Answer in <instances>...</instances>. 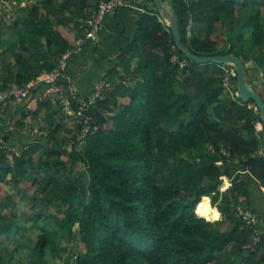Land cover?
I'll return each mask as SVG.
<instances>
[{
  "label": "trees",
  "instance_id": "trees-1",
  "mask_svg": "<svg viewBox=\"0 0 264 264\" xmlns=\"http://www.w3.org/2000/svg\"><path fill=\"white\" fill-rule=\"evenodd\" d=\"M101 1L36 0L22 27L4 15L0 48L5 27L18 29L20 52L0 63V90L57 68L76 48L60 28L84 37L81 25ZM170 1L192 53L241 57L251 62L250 83L264 89V0ZM141 6L135 34L104 75L113 88L93 107L99 131L85 147L60 107L37 99L39 89L7 106L5 121L0 113V264H264V238L253 244L237 210L255 207L264 187L255 102L227 92L229 66L187 59L152 0ZM191 19L201 35H188ZM29 115L42 121L41 134L27 131ZM22 135L32 138L16 154L8 146ZM224 176L232 185L222 193ZM205 197L221 220L198 214Z\"/></svg>",
  "mask_w": 264,
  "mask_h": 264
},
{
  "label": "built area",
  "instance_id": "built-area-1",
  "mask_svg": "<svg viewBox=\"0 0 264 264\" xmlns=\"http://www.w3.org/2000/svg\"><path fill=\"white\" fill-rule=\"evenodd\" d=\"M133 1V0H132ZM133 6L131 0H103L98 8L93 10L88 20H85L81 28L85 31V36L79 42V45L87 44L98 37L106 19L114 14L118 9ZM141 11L142 8H139ZM71 52L64 55L60 60L59 66L51 72H44L36 79L24 86H11L5 90H0V111L8 102L21 104L26 102L36 89L40 92L37 99L42 102L50 98L52 102H58L63 114L66 115L71 123L73 134H77L76 142L80 147H85L87 140L99 131V124L92 114L93 107L101 100H104L111 88V82L107 77H102L98 80L93 90L88 95L79 93L74 81L66 74L68 67V59ZM237 77L235 69L229 66L226 69L224 85L227 92L234 98H240L237 87L234 88V78ZM76 103L77 108L73 105ZM257 110V108H256ZM263 124L257 123V130L263 131ZM3 133L0 128V140ZM8 149L20 154L19 148L8 146ZM225 152V151H224ZM226 153V152H225ZM224 182H230L229 177H223ZM221 189V187H220ZM238 215L244 223L253 227L252 241L254 245L261 243L264 238V230L259 228L263 221L262 214L255 212L253 209L238 206Z\"/></svg>",
  "mask_w": 264,
  "mask_h": 264
},
{
  "label": "crops",
  "instance_id": "crops-1",
  "mask_svg": "<svg viewBox=\"0 0 264 264\" xmlns=\"http://www.w3.org/2000/svg\"><path fill=\"white\" fill-rule=\"evenodd\" d=\"M132 2L133 6L120 8L106 19L95 40L84 45L77 43L78 45L71 52L66 74L74 81L80 94L88 95L93 90L96 82L104 77L117 62L115 60L120 50L128 45L129 39L135 34L139 8L142 6L136 4V0ZM74 37V44H76L77 38L75 35ZM6 119L7 117L4 118V120ZM22 137L24 138L23 135ZM16 139L20 140V137ZM255 197L256 205L250 208L262 214L263 221L259 228L264 230V187L255 193Z\"/></svg>",
  "mask_w": 264,
  "mask_h": 264
},
{
  "label": "rangeland",
  "instance_id": "rangeland-1",
  "mask_svg": "<svg viewBox=\"0 0 264 264\" xmlns=\"http://www.w3.org/2000/svg\"><path fill=\"white\" fill-rule=\"evenodd\" d=\"M35 2H36V0H0V19L5 15L6 18H7V21H8V25H12L13 22H15V21H20V27H22L27 15H28V13H29L30 7ZM147 2H148V0H136L135 3L136 4L145 5V4H147ZM140 8H142V10H143L142 12H146V9L144 7H140ZM60 31L63 32L64 34H66L69 37V39H71L73 42H75L74 41V38H75L74 35L76 33L75 30L67 31V30H64V29L60 28ZM187 32H188L189 36H192V37L199 36V35H201V27L198 26V24L191 19L190 22H189V25H188V31ZM18 35H19L18 29L9 30L7 27H5V32L3 34L4 43H3V47L0 48V63H2L5 60L13 61L14 60V55L16 53L20 52V49L18 47ZM82 39H83V37L77 38V41H76L75 45L77 46L78 45L77 43H79ZM133 63H134V65H137L138 64V60H135ZM121 69H123V68H121ZM252 74H253L254 77L257 78L258 73L255 74L254 72H252ZM112 88L113 87L111 85L110 90H112ZM178 90L180 92V89H178ZM257 90H258V92L260 94H262L264 96V89L263 88L257 87ZM46 100H51V99L47 98ZM54 103L56 104V106H59L58 102H54ZM21 104H23V103H21ZM9 105H14V106L17 105V106H19L15 102H8L5 105H3V107H2V109L0 111V113H2L1 117L3 118V121H5L4 118H6V117L4 115H6L5 112L7 111V109H8L7 106H9ZM251 106H254V105H251ZM255 109H256V107H255ZM67 120H68V118H67ZM25 123H26V127H28L29 129H30L31 126L33 127L31 130H27L28 132H30L31 134H33L35 132H38L39 134H41V131H39V130H40L41 126H42V121L39 118H36L33 115H29L26 118V122ZM69 123L70 122H67V124L72 128L73 125H71V123L70 124ZM17 138H19V137H17ZM31 138L32 137H30V136L29 137H24V138L20 137V140L16 139L17 141H15V143L17 145L15 144L14 146L16 148H19L20 146H22L24 143H26ZM67 147H68V145H67ZM64 158H67V155H65ZM79 167H82V164H79ZM155 171H156V175L158 176V173L162 172L163 170L161 169L160 165H156L155 166ZM226 177H228V176H226ZM224 184H225V182L223 180V183H222L221 189H220L222 193H224L226 190H228L230 188V186L232 185V184H230L227 189H224ZM24 185H25L26 189L30 186V184L27 183V182ZM10 192L11 193H15L12 190H10ZM17 199L20 200V196H17ZM203 204L209 205L213 209V212H216V213H210V215H208V216H210V217H212L214 219H217V214H218L219 218H220L219 220L222 219V215L218 212L219 210H217V207H213L210 197H205L204 200L202 201L201 205L199 206V211H198L199 215H201L200 214V208H201V206ZM21 206L22 207H20L19 210H18L19 211L18 219H19V222L22 224V226L23 225L25 226L26 217L23 215L25 208H24L23 205H21ZM213 226H215L217 228L220 227L223 230L225 228V226L221 227V226H219L217 224H213ZM26 227H27L28 230H32V228H33L32 224H28ZM30 237H31V235L29 234L28 238H30ZM22 239L24 240V243H27L28 240L26 238H22ZM229 252L232 253L231 248H228V252L227 253H229ZM24 256H25L26 259H28V257H26V255H24ZM17 259H21V256H19ZM17 261H19V260H17ZM57 264H63V263L58 261Z\"/></svg>",
  "mask_w": 264,
  "mask_h": 264
},
{
  "label": "water",
  "instance_id": "water-1",
  "mask_svg": "<svg viewBox=\"0 0 264 264\" xmlns=\"http://www.w3.org/2000/svg\"><path fill=\"white\" fill-rule=\"evenodd\" d=\"M156 5V9L162 18L165 20L167 25L172 30L175 38L176 46L182 50L186 58L196 63H218L226 66H231L237 73V90L239 91L240 98L248 102L254 100L257 110L260 113L262 124L264 125V99L261 94L255 89L254 85L250 83L247 76L246 67L251 65V62H245L241 57L233 54H221V55H210V56H198L191 52L189 47L183 42L179 17L177 9L170 0H152ZM255 66V63H252ZM187 65H183V72L186 70ZM187 76H185V80ZM47 145V143H44ZM65 176V173L62 172Z\"/></svg>",
  "mask_w": 264,
  "mask_h": 264
},
{
  "label": "bare ground",
  "instance_id": "bare-ground-1",
  "mask_svg": "<svg viewBox=\"0 0 264 264\" xmlns=\"http://www.w3.org/2000/svg\"><path fill=\"white\" fill-rule=\"evenodd\" d=\"M229 183L228 181L225 182L224 186ZM225 189V188H224ZM210 213H216V212H213V209L207 205V204H203L200 208V214L202 216H208L210 215ZM216 215V214H215Z\"/></svg>",
  "mask_w": 264,
  "mask_h": 264
},
{
  "label": "clouds",
  "instance_id": "clouds-1",
  "mask_svg": "<svg viewBox=\"0 0 264 264\" xmlns=\"http://www.w3.org/2000/svg\"><path fill=\"white\" fill-rule=\"evenodd\" d=\"M219 218V215L217 214V219Z\"/></svg>",
  "mask_w": 264,
  "mask_h": 264
}]
</instances>
